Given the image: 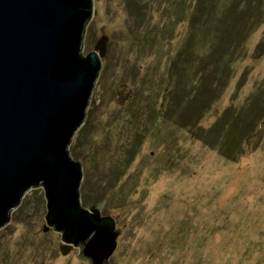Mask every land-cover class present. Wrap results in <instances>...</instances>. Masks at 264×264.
<instances>
[{
  "label": "rangeland",
  "instance_id": "374dc122",
  "mask_svg": "<svg viewBox=\"0 0 264 264\" xmlns=\"http://www.w3.org/2000/svg\"><path fill=\"white\" fill-rule=\"evenodd\" d=\"M195 6L94 0L83 54L109 40L71 157L88 164L84 202L107 193L104 215H116L124 233L108 264H264V123L230 154L217 131L235 109L264 118V0L217 2L223 44L239 41V53L210 78L189 68L187 106L205 108L197 125L181 124L166 98L184 44L191 63L210 57L199 46L209 43L205 31L192 23ZM46 213L44 188L29 190L0 230V264H89L79 247L61 253L62 233L47 226Z\"/></svg>",
  "mask_w": 264,
  "mask_h": 264
},
{
  "label": "water",
  "instance_id": "95a60500",
  "mask_svg": "<svg viewBox=\"0 0 264 264\" xmlns=\"http://www.w3.org/2000/svg\"><path fill=\"white\" fill-rule=\"evenodd\" d=\"M94 0H0V230L43 187L61 253L108 264L124 234L105 201L84 202L87 163L72 159L109 37L83 54Z\"/></svg>",
  "mask_w": 264,
  "mask_h": 264
},
{
  "label": "trees",
  "instance_id": "16d2710c",
  "mask_svg": "<svg viewBox=\"0 0 264 264\" xmlns=\"http://www.w3.org/2000/svg\"><path fill=\"white\" fill-rule=\"evenodd\" d=\"M194 1L196 2V14L193 15L192 23L194 28L197 26L201 30L205 31L206 36L203 40H208L209 43H207V46L206 44L202 46L200 45L201 43H199V46L205 50L209 47V49H211V51L209 50L210 57H208L205 62L201 63L200 58H196L194 56L191 63V60L189 61V59H187V50L189 47H191V43H186V45L184 44L182 49L179 51L178 56L176 59H174L173 65L169 68V73L175 75L176 82L174 83L173 88L168 90L169 94H167L166 98L169 97L168 99H174V103H172L173 109L171 108L169 113L171 115H176L177 113V118H180L181 124L191 123L197 125L199 123L200 115L202 112L204 113L205 108L194 107L192 113H190L189 106H187L189 103V93H187L186 90H188L190 85L189 72L191 70L189 68L192 67V65L197 64V66L200 67L199 71L195 72L197 76H204V74L207 78L216 76V74L222 73L226 68L232 67V64L235 62L238 56L240 44H238L239 41L235 40V42L232 40V42H230L228 45L223 44L224 38L221 34V31L223 30L222 24L218 23V20L215 19L217 2L219 0ZM138 10L141 11L139 8ZM222 45L225 46L224 50ZM212 67L215 68V70H213ZM168 77L166 78L167 85H169ZM179 101H181V104L177 106ZM235 110L228 113L229 115L225 118L227 121L220 123L218 126L219 129L217 130L219 132L218 141L224 151L229 152V154L230 152L234 151L233 149L242 145V139L252 136V130L255 128L256 124L264 123L263 117H259L258 119L254 120L249 114H247V112H245L244 115H239L235 113ZM263 110L264 109L262 108L260 109V111ZM154 112L157 113L156 108L154 109ZM154 118H156V116ZM131 151L132 153L136 152L135 145L132 146ZM105 199H108L107 193H103V195L97 199V202L103 201Z\"/></svg>",
  "mask_w": 264,
  "mask_h": 264
}]
</instances>
